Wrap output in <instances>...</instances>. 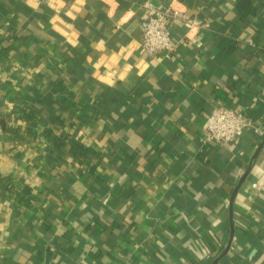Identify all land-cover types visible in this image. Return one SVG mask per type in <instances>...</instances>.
<instances>
[{
    "label": "crops",
    "instance_id": "crops-1",
    "mask_svg": "<svg viewBox=\"0 0 264 264\" xmlns=\"http://www.w3.org/2000/svg\"><path fill=\"white\" fill-rule=\"evenodd\" d=\"M152 1L206 25L149 56L144 0H0V264H212L232 229L217 264H264V147L230 212L264 129L202 141L264 120V0Z\"/></svg>",
    "mask_w": 264,
    "mask_h": 264
},
{
    "label": "built area",
    "instance_id": "built-area-1",
    "mask_svg": "<svg viewBox=\"0 0 264 264\" xmlns=\"http://www.w3.org/2000/svg\"><path fill=\"white\" fill-rule=\"evenodd\" d=\"M143 18L146 20L140 51L149 56L169 53L174 49L171 26L177 19H182L187 28L186 37L193 38L189 33L203 25L201 21L184 14L179 8L168 5L159 6L152 0H144L141 4ZM263 130L264 120L248 117L243 108L220 104L205 119L202 127V141L225 145L238 143L247 130ZM257 186V183H253Z\"/></svg>",
    "mask_w": 264,
    "mask_h": 264
},
{
    "label": "trees",
    "instance_id": "trees-1",
    "mask_svg": "<svg viewBox=\"0 0 264 264\" xmlns=\"http://www.w3.org/2000/svg\"><path fill=\"white\" fill-rule=\"evenodd\" d=\"M235 10L237 12V14L241 17V18H246L247 16H249L250 14H254L257 11V6L255 4L254 0H235ZM63 83V82H62ZM64 84V83H63ZM39 112H42V109L38 108ZM18 131V129H17ZM69 138L66 136H62L59 138H56L53 142H51L50 144L52 146H61L62 144H69ZM11 184H7L6 186V190L7 192H9ZM10 186V187H9ZM25 191H28L29 189L26 187L25 189H23ZM21 190H16V192L18 194H20L22 191Z\"/></svg>",
    "mask_w": 264,
    "mask_h": 264
},
{
    "label": "water",
    "instance_id": "water-1",
    "mask_svg": "<svg viewBox=\"0 0 264 264\" xmlns=\"http://www.w3.org/2000/svg\"><path fill=\"white\" fill-rule=\"evenodd\" d=\"M145 24H146V22H145ZM261 134H263V132H261ZM263 147H264V138H263L262 142L258 145V147L256 148V150H255V152H254V154H253V156H252V163H251V165L249 166V168L247 169V171L243 174V176L240 178V180H239L237 186L235 187V190H234V192H233V194H232V196H231V202H230L231 218H232V215H233V201H234V198H235L236 194L238 193V190L240 189L242 183H243L244 180L246 179V177H247V175H248L250 169L252 168V164H253V162L258 158V156H259V154H260V152H261V150H262ZM233 231H234V230L232 229V231H231V237H230V240H229V242H228L226 248L224 249V251L222 252V254H221L219 257H217V258L212 262V264H217V262L220 260V258H221L224 254H226V252L229 250L230 245H231V241H232V238H233Z\"/></svg>",
    "mask_w": 264,
    "mask_h": 264
}]
</instances>
